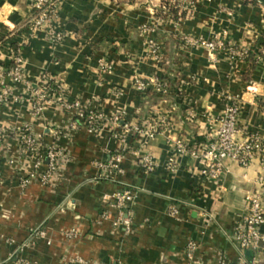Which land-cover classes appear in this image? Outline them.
Instances as JSON below:
<instances>
[{"label":"crops","instance_id":"obj_1","mask_svg":"<svg viewBox=\"0 0 264 264\" xmlns=\"http://www.w3.org/2000/svg\"><path fill=\"white\" fill-rule=\"evenodd\" d=\"M32 4L0 0V90L5 82L12 91L10 100L0 104V264L20 259L75 264L77 257L90 264L236 261L235 228L246 211V197L259 189L261 159L247 167L226 159V172L217 182L203 174L200 160L178 151L174 141L198 145L207 140L224 110V94L244 99L241 123L264 136V5L196 0L183 7L184 17L174 20L156 15L157 1L58 0L53 25L64 38L56 41L44 31L31 35L27 29ZM219 34L256 55L252 70L247 57L232 63L222 54L213 62L204 47H184L178 39L211 40ZM152 39L162 45L161 61L150 54ZM19 43H24V71L32 89L49 73L69 102L81 101L106 115L120 113L122 124L107 123L98 132L81 124L69 134L74 112L56 102H48L36 116L24 98L30 89L2 75ZM155 76L170 82L168 95L136 89V77ZM156 115L170 122L166 131L148 139L132 130L121 140L124 124L143 127ZM25 125L42 134L47 145L65 151L58 175L48 184L38 179L23 184L34 171L33 157L23 156L18 137ZM120 152L122 173L100 166ZM145 155L156 162L155 170L141 166ZM125 188L134 189L135 196L119 207L111 196ZM120 216L130 224L116 225ZM40 230L45 234L37 237ZM190 242L197 246L192 257ZM246 256L264 264V244Z\"/></svg>","mask_w":264,"mask_h":264},{"label":"built area","instance_id":"obj_2","mask_svg":"<svg viewBox=\"0 0 264 264\" xmlns=\"http://www.w3.org/2000/svg\"><path fill=\"white\" fill-rule=\"evenodd\" d=\"M32 5L33 9L37 10V13L31 15L27 21V29L31 35L39 31H44L50 39L61 41L64 38V34L57 31L53 25L57 14L58 0H33ZM178 39L184 47H204L213 62H216L222 54L226 55L232 63L240 59H246L248 56V50L226 42L223 34H219L211 40L198 39L190 35H183L178 37ZM18 45L19 47L13 49L11 54V61L15 62V66L4 70L2 75H7L13 83L24 84L27 89H30L24 98L32 102L33 111L36 116H41L48 102H56L74 112V119L68 129L69 134H73L79 130L81 125L80 121L90 132L100 131L107 123H113L115 125L122 124L125 118L120 113L106 115L89 104H83L81 101L69 102L62 85L49 73H44L37 87L32 89V85L27 81L24 71V55L22 50L24 43H19ZM261 49L264 52V48ZM149 51L156 60L161 61L163 59V48L159 41L150 40ZM103 66L104 69L111 70L108 64H103ZM3 85L4 87L0 90V104L7 103L12 95L10 87L5 82H3ZM135 87L140 92L154 90L164 96L168 95L172 89V85L167 79L156 76L148 80L136 77ZM223 98L225 100L224 110L217 123L210 128V132L207 134V140L198 145H194L187 139L179 138L174 141V144L178 151L182 153L188 152L193 158L200 160L204 165L203 174L217 182L222 180L226 172V159H233L244 167L249 166L257 157L261 159L262 169L256 179L259 189L246 197V211L241 215L235 228L236 246L239 257L236 261L227 263L259 264L255 258L249 260L246 254L248 251H258L264 244V136L260 133L249 131L248 127L241 123L240 116L245 107V101L242 97L224 94ZM254 102L259 104L258 99H255ZM189 116L194 118L195 112L190 110ZM169 126L170 122L162 115L154 116L143 127H130V125L124 124L123 128L125 132L122 133L121 140L125 141L127 134L132 130L145 135L148 139H152L157 134L166 131ZM18 137L23 156H31L34 161V171L30 176L24 177L23 184L27 185L36 179L43 184L50 183L59 173L65 151L55 143L48 145L44 143L43 135L36 133L31 125H25L20 130ZM3 140L4 129L0 126V150ZM123 158L124 153L120 152L114 155L110 161L100 166L113 174L122 173L123 170L120 163L123 161ZM173 162H170L169 166H172ZM140 164L147 171H153L157 167L156 162L150 155L141 157ZM110 178L114 179V176L112 175ZM134 196V189L125 188L123 191H118L113 194L111 199H114L117 206L123 207L126 203L132 201ZM177 213V208L174 207L172 214L176 215ZM103 217H106V215L104 214ZM115 224L118 226L121 224L128 226L130 222L123 220L120 216ZM44 234L45 232L43 230L36 231L35 233L37 237L43 236ZM196 247L195 242L189 243V257L193 256ZM16 263L28 264L23 259H20ZM74 263L90 264L81 257L75 258Z\"/></svg>","mask_w":264,"mask_h":264},{"label":"trees","instance_id":"obj_3","mask_svg":"<svg viewBox=\"0 0 264 264\" xmlns=\"http://www.w3.org/2000/svg\"><path fill=\"white\" fill-rule=\"evenodd\" d=\"M127 2H136L137 0H126ZM252 3H259L257 0H248ZM37 13L36 9H33L32 15ZM156 15L162 19H179L180 17H184L186 15L185 11L181 9L179 4L173 0H162L161 4L156 8ZM19 47L18 44L13 46V49H17ZM247 60L250 62L251 70L255 65L256 55L253 53H248ZM15 66V62L11 61V63L5 67V70H8ZM80 124L82 122L80 121Z\"/></svg>","mask_w":264,"mask_h":264},{"label":"rangeland","instance_id":"obj_4","mask_svg":"<svg viewBox=\"0 0 264 264\" xmlns=\"http://www.w3.org/2000/svg\"><path fill=\"white\" fill-rule=\"evenodd\" d=\"M150 1H151V2H152V1H157L159 5H160L161 2H162V0H150ZM173 1H176V2L179 4V6L181 7V9L183 10V7L186 6V4H189L190 2H194V1H196V0H173ZM159 5H158V6H159ZM183 11H184V10H183Z\"/></svg>","mask_w":264,"mask_h":264},{"label":"water","instance_id":"obj_5","mask_svg":"<svg viewBox=\"0 0 264 264\" xmlns=\"http://www.w3.org/2000/svg\"><path fill=\"white\" fill-rule=\"evenodd\" d=\"M259 3H261L262 5H264V0H257Z\"/></svg>","mask_w":264,"mask_h":264}]
</instances>
